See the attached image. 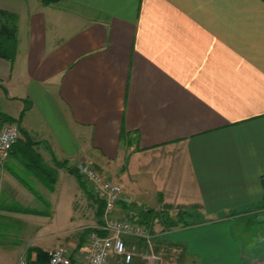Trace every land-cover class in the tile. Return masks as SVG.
I'll list each match as a JSON object with an SVG mask.
<instances>
[{"label":"crops","instance_id":"obj_1","mask_svg":"<svg viewBox=\"0 0 264 264\" xmlns=\"http://www.w3.org/2000/svg\"><path fill=\"white\" fill-rule=\"evenodd\" d=\"M0 11L17 28L0 112L22 114L0 165V264L74 240L83 252L92 202L68 171L79 163L121 187L118 218L186 214L174 229L153 218L171 264H264V0H0ZM131 242L141 264L146 247Z\"/></svg>","mask_w":264,"mask_h":264},{"label":"built area","instance_id":"obj_2","mask_svg":"<svg viewBox=\"0 0 264 264\" xmlns=\"http://www.w3.org/2000/svg\"><path fill=\"white\" fill-rule=\"evenodd\" d=\"M18 138L19 131L14 125L7 124L0 128V165L8 159ZM74 171L88 186L93 199L103 204L102 222L88 234L86 255L82 260L68 249L56 248L47 253L46 264H130L136 249H128L126 239L141 241L146 247L141 258L148 264L157 263L159 256L153 253L155 236L150 229L115 215L122 198L121 187L89 164L79 163ZM15 264H28L27 257L21 256Z\"/></svg>","mask_w":264,"mask_h":264},{"label":"trees","instance_id":"obj_3","mask_svg":"<svg viewBox=\"0 0 264 264\" xmlns=\"http://www.w3.org/2000/svg\"><path fill=\"white\" fill-rule=\"evenodd\" d=\"M61 0H40L41 5L43 6H52L60 2ZM16 16L9 14L7 12L0 11V57L8 60H13L16 55ZM22 117V114L18 119L8 117L0 112V126L4 124L14 125ZM96 169V168H95ZM98 170V169H97ZM68 171L75 175V171L72 168H68ZM99 171V170H98ZM100 172V171H99ZM76 176V175H75ZM43 178V177H40ZM77 180L80 182V187L84 191L86 197L91 200L95 205L94 217L96 220V226H99L102 222L103 215V204L101 202H96L90 191L87 189L86 185L76 176ZM44 179V185L47 189L51 190L54 186L55 174L46 175ZM48 179V180H47ZM27 210H24V212ZM28 212H30L28 210ZM185 213H178L174 218L169 217L168 215L164 217L163 213L152 214V211L141 212V215L137 217L135 223L144 225L150 229L153 233V218L157 219L158 222L162 225L163 229H174L178 227H187L189 226L188 222L185 220ZM132 221V220H131ZM92 229L91 231H93ZM129 242L126 239L125 243ZM127 246V245H126ZM35 252V258L33 260H28V264H46L47 254L39 249H33Z\"/></svg>","mask_w":264,"mask_h":264},{"label":"rangeland","instance_id":"obj_4","mask_svg":"<svg viewBox=\"0 0 264 264\" xmlns=\"http://www.w3.org/2000/svg\"><path fill=\"white\" fill-rule=\"evenodd\" d=\"M5 125H7V124H4V125H2L1 127H3V126H5ZM111 173H114L115 171H116V167L115 166H113L112 167V169H111ZM110 173V175L112 176V174ZM87 187V189H88V186H86ZM94 209H95V207L93 206V204L91 203L90 205H89V208H88V213H89V215H90V224H91V226H92V229L93 228H96V222H95V218H94ZM19 226V225H18ZM19 228H21V226H19ZM159 228L160 227H158V226H156L155 225V229H154V232H158V230H159ZM20 231V230H19ZM19 231H18V235H19ZM20 237H18V239H19ZM34 238H30L29 239V242L28 243H33L34 245H38V240L37 241H35V240H33ZM14 240H15V238H14ZM126 241V240H125ZM77 243V241H70L69 243H68V245H66V246H58V247H54L53 249H56V248H65V249H68L69 251H71V252H73L74 253V251L75 250H73V248H74V244H76ZM127 245V247H128V249L130 248V247H133V248H135L136 249V247L134 246V244H133V246H132V242H131V240H129V242L126 244ZM86 247H87V238H86V242H85V246H84V250H82L83 252H81V253H79V252H77L78 254H79V257H80V259L82 258V257H84L85 255H86ZM52 249V250H53ZM51 251V250H50ZM49 252V251H48ZM48 252H46V254L48 253ZM153 253L155 254V255H157V256H159V260L157 261V263H152V264H171V262L169 261V259H171V257L170 256H165L164 254H162V253H158L157 251H156V249H155V247H154V243H153ZM136 254H137V252H136ZM27 258L28 259H30V260H33L34 258H32V257H30V256H27ZM136 259H137V257H135ZM134 258V259H135ZM82 260V259H81ZM130 264H132V262L130 263ZM141 264H148V263H146V261H141Z\"/></svg>","mask_w":264,"mask_h":264}]
</instances>
